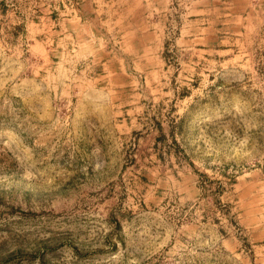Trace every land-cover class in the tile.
<instances>
[{
  "label": "rangeland",
  "instance_id": "rangeland-1",
  "mask_svg": "<svg viewBox=\"0 0 264 264\" xmlns=\"http://www.w3.org/2000/svg\"><path fill=\"white\" fill-rule=\"evenodd\" d=\"M64 4L0 0V264H264V0L129 98L53 69Z\"/></svg>",
  "mask_w": 264,
  "mask_h": 264
},
{
  "label": "crops",
  "instance_id": "crops-1",
  "mask_svg": "<svg viewBox=\"0 0 264 264\" xmlns=\"http://www.w3.org/2000/svg\"><path fill=\"white\" fill-rule=\"evenodd\" d=\"M63 1L53 20V69L74 68L90 86L109 85L128 98L167 63L171 29L190 41L175 51H201L195 41L217 12V0Z\"/></svg>",
  "mask_w": 264,
  "mask_h": 264
}]
</instances>
